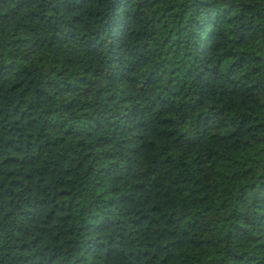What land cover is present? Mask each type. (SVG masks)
I'll return each mask as SVG.
<instances>
[{
  "label": "trees",
  "instance_id": "1",
  "mask_svg": "<svg viewBox=\"0 0 264 264\" xmlns=\"http://www.w3.org/2000/svg\"><path fill=\"white\" fill-rule=\"evenodd\" d=\"M0 264H264V0H0Z\"/></svg>",
  "mask_w": 264,
  "mask_h": 264
}]
</instances>
